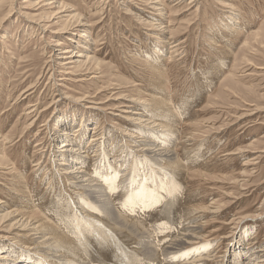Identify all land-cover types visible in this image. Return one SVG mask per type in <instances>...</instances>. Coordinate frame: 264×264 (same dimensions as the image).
Returning a JSON list of instances; mask_svg holds the SVG:
<instances>
[{"label": "rangeland", "instance_id": "374dc122", "mask_svg": "<svg viewBox=\"0 0 264 264\" xmlns=\"http://www.w3.org/2000/svg\"><path fill=\"white\" fill-rule=\"evenodd\" d=\"M14 1L0 0V200L10 207L6 213H27L21 201L46 194L58 174L52 163L62 141L52 144L58 122L71 121L65 136L85 131L82 146L112 129L121 137L133 130L121 118L140 107L125 99L148 104L166 92L179 132L175 151L185 166L181 179L188 180L185 206L189 198L186 209L204 208L198 246L215 249L208 264H225L235 246L264 256V0H154L155 6L152 0H58L70 11L60 14V6L43 0ZM17 7L28 18L8 16ZM239 14L235 26L242 28L234 39L228 28ZM76 15L84 26L76 27ZM63 28L70 32L59 34ZM58 39L62 48L79 47L74 65H62ZM155 56L162 57L158 68ZM186 151L198 163L186 161ZM161 211L146 212L148 226H155L154 215L167 219ZM8 224H0V244L20 251L21 238ZM104 258L102 264H113Z\"/></svg>", "mask_w": 264, "mask_h": 264}, {"label": "bare ground", "instance_id": "6f19581e", "mask_svg": "<svg viewBox=\"0 0 264 264\" xmlns=\"http://www.w3.org/2000/svg\"><path fill=\"white\" fill-rule=\"evenodd\" d=\"M43 1L48 7L60 6L57 14L70 12L58 0ZM157 2L152 0L151 5L155 6ZM21 10L17 7L8 16L14 13L28 18ZM239 17L240 14L233 18V27L228 28L234 39L240 38L242 27L235 26L241 25ZM74 18L79 23L76 27L84 26L79 15ZM44 26L39 24L38 27L45 30ZM69 30L63 28L59 34L69 33ZM72 35L68 40L78 44L72 42ZM161 42L168 43L166 40ZM54 47L60 48L56 51L61 52L62 65L75 63L73 58L79 47L62 48L64 45L59 39ZM83 56L88 62L94 59L88 54H80L79 58ZM154 60L155 68L161 66L162 57L155 56ZM153 95L152 103L148 104L139 99H125L140 103V107H135L132 115L121 118L133 128L131 131L125 129L121 137L112 133V129L108 136L94 135L83 147L85 131L80 134V128L76 132L69 130L65 136L63 130L71 129L72 123L70 120L58 122L52 137V144L62 139L56 153H52V163L53 166L56 164L58 174L49 179L46 194L24 198L20 207L28 210L27 213L8 214L6 210L10 207L0 200V224L9 222L8 228L17 231L15 238H21L19 241L23 245L18 251L12 245L0 244V249L4 250L0 253V264H102L100 260L107 255L113 264H208L216 258L215 249L209 252L206 247L198 246V241L203 238L200 230L204 208L186 209L189 198L185 206L182 188L187 186L188 180L181 179L185 166L175 151L180 139L170 97L166 92ZM145 110L155 112L158 118L150 117L152 115H147ZM93 127L98 130L100 126L95 124ZM191 153L185 160L194 165L199 157ZM149 186L155 188L154 191ZM57 189L58 194L55 193ZM116 200H120L126 209ZM34 208L41 209L43 216L38 218ZM150 209L162 210L167 219L153 214L152 220L156 224L148 226L145 214ZM211 212L218 210L214 208ZM159 220L164 222L159 223ZM248 246L244 249L235 246L233 257H228L225 264H264V256L255 255L254 250L250 253L252 250Z\"/></svg>", "mask_w": 264, "mask_h": 264}]
</instances>
